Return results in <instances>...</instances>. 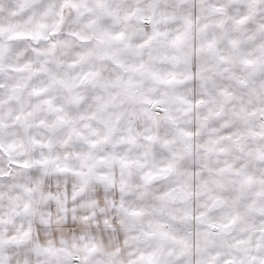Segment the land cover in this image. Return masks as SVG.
I'll use <instances>...</instances> for the list:
<instances>
[{
	"label": "snow or ice",
	"instance_id": "1",
	"mask_svg": "<svg viewBox=\"0 0 264 264\" xmlns=\"http://www.w3.org/2000/svg\"><path fill=\"white\" fill-rule=\"evenodd\" d=\"M0 264H264V0H0Z\"/></svg>",
	"mask_w": 264,
	"mask_h": 264
}]
</instances>
